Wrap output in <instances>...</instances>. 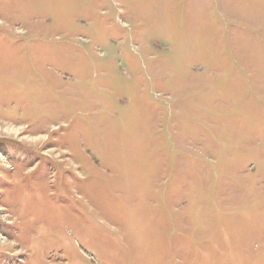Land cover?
<instances>
[{
	"label": "rangeland",
	"instance_id": "1",
	"mask_svg": "<svg viewBox=\"0 0 264 264\" xmlns=\"http://www.w3.org/2000/svg\"><path fill=\"white\" fill-rule=\"evenodd\" d=\"M0 128V264H264V0H0Z\"/></svg>",
	"mask_w": 264,
	"mask_h": 264
},
{
	"label": "bare ground",
	"instance_id": "2",
	"mask_svg": "<svg viewBox=\"0 0 264 264\" xmlns=\"http://www.w3.org/2000/svg\"><path fill=\"white\" fill-rule=\"evenodd\" d=\"M8 130H10V132H18V129L17 128H11V129L8 128Z\"/></svg>",
	"mask_w": 264,
	"mask_h": 264
}]
</instances>
